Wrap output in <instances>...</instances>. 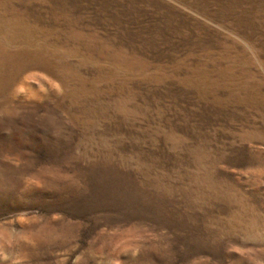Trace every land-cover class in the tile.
<instances>
[{"label": "rangeland", "instance_id": "obj_1", "mask_svg": "<svg viewBox=\"0 0 264 264\" xmlns=\"http://www.w3.org/2000/svg\"><path fill=\"white\" fill-rule=\"evenodd\" d=\"M0 264H264V0H0Z\"/></svg>", "mask_w": 264, "mask_h": 264}]
</instances>
